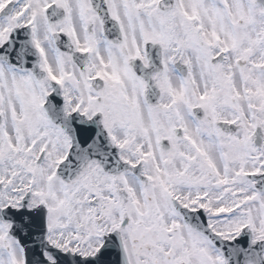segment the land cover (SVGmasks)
<instances>
[{
  "label": "snow or ice",
  "instance_id": "1",
  "mask_svg": "<svg viewBox=\"0 0 264 264\" xmlns=\"http://www.w3.org/2000/svg\"><path fill=\"white\" fill-rule=\"evenodd\" d=\"M0 264H264V0H0Z\"/></svg>",
  "mask_w": 264,
  "mask_h": 264
}]
</instances>
